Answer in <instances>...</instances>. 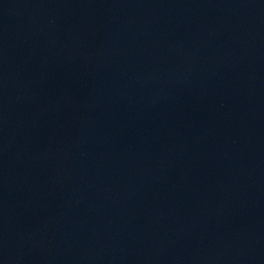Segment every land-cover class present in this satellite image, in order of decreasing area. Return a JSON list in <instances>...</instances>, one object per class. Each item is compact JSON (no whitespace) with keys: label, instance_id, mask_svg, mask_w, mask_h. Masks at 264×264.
<instances>
[{"label":"water","instance_id":"obj_1","mask_svg":"<svg viewBox=\"0 0 264 264\" xmlns=\"http://www.w3.org/2000/svg\"><path fill=\"white\" fill-rule=\"evenodd\" d=\"M0 264H264V0H0Z\"/></svg>","mask_w":264,"mask_h":264}]
</instances>
